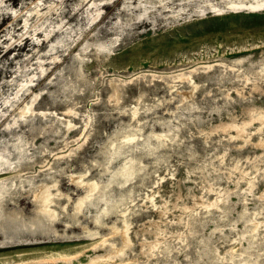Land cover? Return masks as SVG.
<instances>
[{"label":"rangeland","instance_id":"1","mask_svg":"<svg viewBox=\"0 0 264 264\" xmlns=\"http://www.w3.org/2000/svg\"><path fill=\"white\" fill-rule=\"evenodd\" d=\"M0 264H264V0H0Z\"/></svg>","mask_w":264,"mask_h":264}]
</instances>
